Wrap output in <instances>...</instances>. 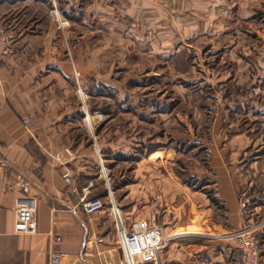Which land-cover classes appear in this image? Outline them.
<instances>
[{"label":"crops","instance_id":"obj_1","mask_svg":"<svg viewBox=\"0 0 264 264\" xmlns=\"http://www.w3.org/2000/svg\"><path fill=\"white\" fill-rule=\"evenodd\" d=\"M58 2L63 15H78L68 21L70 43H63L61 53L55 51L52 0H0V23L14 37L9 51L0 52V264H49L52 254L58 264H102L104 253L112 264H123L110 214L87 215L79 206L81 189L90 181L89 197L104 199L106 179L114 184L115 173L142 176L144 196L152 185L161 189L169 177L175 196L160 198L159 206L167 205L176 224L183 218L210 220L218 207L227 225L222 234L194 236L189 244L177 234H169L176 240L167 238L160 226L161 234L151 237L161 245L146 249L145 264H236L232 240L245 223L264 264V202L254 201L248 216L237 203L256 182L264 188V58L256 49L264 46L258 35L264 29V0ZM232 21L252 36L255 46L242 49L251 48L253 59L236 52L239 41L229 38ZM131 53L142 59L146 80L174 79L179 104L172 109L166 99L145 92L126 95L125 88L134 91L151 86L150 81L145 86L130 76L133 87L114 84V63ZM221 61L227 64L218 70L215 63ZM249 61H254L253 71L247 70ZM70 62L82 75L81 95L99 92L90 106L79 93L56 90L60 73L55 67L65 73ZM124 71L121 67L117 73ZM197 80L209 85V98L223 85L226 94L215 112L194 101L189 84ZM104 99L107 105L101 106ZM113 113L126 117L114 130L113 119L105 120ZM135 117L144 128L158 130L134 136ZM107 124L111 129L105 130ZM182 144L193 149H180ZM198 148L205 159L196 154ZM160 160L168 161V176L152 180L151 163ZM181 160L190 161V167H182ZM146 215L139 220L152 224Z\"/></svg>","mask_w":264,"mask_h":264},{"label":"rangeland","instance_id":"obj_2","mask_svg":"<svg viewBox=\"0 0 264 264\" xmlns=\"http://www.w3.org/2000/svg\"><path fill=\"white\" fill-rule=\"evenodd\" d=\"M55 1H56V5L58 7L59 2H58V0H55ZM83 3L85 4V2H83ZM60 14H61L60 17H62V19L65 17L64 20L67 22L66 23L67 25H65L64 29L61 31L57 28L58 24L54 20V27H53L54 38H55L54 41H55V45L57 44V46L55 47V51L59 52V53H61V49L63 48V46H62L63 43H65V45H66V41L68 42V44L70 43L69 37L67 34V30L69 28V26H68L69 19L73 18L75 20H78V18H77L78 15H76V14L72 13L70 16L63 15L61 12H60ZM255 17H257V16L255 15ZM239 26H241V25H239ZM71 31H72V33H78L79 32L78 30H75L74 28H72ZM52 33H53V31H52ZM248 34L246 35L243 32H240V30H237V28L235 29V24L232 21V31L229 32V38L231 40H238L239 41L238 48L236 47V49H235L236 52L239 51L242 54H244L246 56V58L251 59V57H252V59H253V54L251 52H249V50H250L254 53V51L251 48L247 47V48L242 49V46L244 44L250 46L253 43H255L253 40H250L252 38V36L250 37V35H248ZM258 35H260L263 38V43H264V29L262 32H259ZM240 41H241V44H240ZM257 41L259 44H261L260 40H257ZM70 49L73 50L72 47H70ZM256 49L260 52V55L264 58V46L261 48V46L256 45ZM67 53L68 52L66 51V54ZM133 55H136V53H131L129 55L130 57L128 59H125L124 62L114 63V71H113L114 72V84H116L117 86L124 84L125 87H127V86L133 87V85H134L132 83L133 82L132 78H133L134 82L135 81L137 83L142 82V84H144L146 86L147 84H149L148 81H150V82H152L151 86H147L144 88H142L143 86H140L139 88H138V86L137 87L135 86L134 91H131V89L127 91V88H125L126 95L131 94V93H129V91L133 92L135 95L145 92L146 94H148L154 98H156L158 96L162 99H166L171 105H173V106H170V108H172V109H173L174 105L179 104L181 102V98L176 93V90L174 87V83H176V82L174 81V79H168L167 80L164 77L161 79H151L150 78L151 80H146L148 78L145 77L144 74L142 73L143 66H144L143 62H141L142 59L139 58V60H140L139 61L138 60L139 56H135L133 58ZM190 56H191V54H190ZM67 57L70 60L69 54L67 55ZM215 57L218 58L217 55H215L214 58ZM189 60H191V59L187 58V62L192 63V61H189ZM262 60H263L262 64L264 65V59H262ZM114 61H117L116 58L114 59ZM253 62L254 61H251V62L249 61L247 70H249V71L254 70ZM190 63H188V64H190ZM224 63L227 64V61H225V62L221 61L219 64L215 63L216 66L220 65L219 67L215 66V68L218 70L222 69L223 66H225ZM56 65H58V64L55 63L54 66H56ZM74 65H75V68H73L72 62H70V64L67 65L68 67L65 69V73L62 70H60L57 66L55 67L56 71L60 73L59 77H57V79H56V88H57L56 90H57L59 95H62L64 90H65L66 93L72 92V94H74V96H76L79 93V95L81 97V90L79 89V83L81 85L82 75H80V73H79L78 66L76 64H74ZM203 65L205 66V62ZM121 67L125 68V71L121 72V73H117L118 68H121ZM162 72H165V71H162ZM130 76H132L131 80H130ZM202 81L204 82L205 80H202ZM197 82H198V80L192 84H189L190 85L189 87L192 90V93L194 94V99L196 98L194 101L196 103H199L200 105H202L201 109H203L205 112H215L217 110L216 108H217L218 104L223 102L224 95L226 94L224 92L225 89L222 87L223 85L220 84V86H219L220 90H216L215 92L212 91V94L210 96L211 98H209V95L211 92L208 90L209 85L205 84L207 82L204 83L205 85H200L201 83L198 84ZM185 83L186 82H183V84H185ZM135 85H137V84H135ZM202 86H205V87H202ZM215 88H218V87L215 86ZM90 90H91V88H90ZM92 94H94V93L92 92ZM89 95H90V92H88L87 94L84 95L87 100H90ZM74 98H76V97H74ZM136 100H137V98H134V102H136ZM151 100H153V99H151ZM96 102H99L98 99L96 100ZM86 103H87V106L91 105V102L90 103L86 102ZM106 105H107L106 101L103 100V102L101 103V106H106ZM110 118L113 119L112 130H114V127L119 124L118 122L122 121V123H124V120H126L125 116H123V117L115 116L114 117V113L112 116L105 117V120H107V119L109 120ZM114 118L115 119L117 118L118 121H116V120L114 121ZM135 118H136L135 126H137V127L135 130L134 136H136L137 134H142V132H144V130L149 131V129H150L151 133L149 132V134L155 133V130H158V128L151 129L148 126V124H146V123H145L146 127L144 128L141 125V122L138 120V118L137 117H135ZM90 120H92V119H90ZM90 122L91 121H89L88 124ZM114 122H117V123H114ZM244 122L246 123V121H244ZM109 124L105 125V130H108L110 128ZM119 130H120V128H119ZM93 133H95V131H93ZM183 148L184 149L188 148V151L193 149L192 146L186 147V144L180 145V149H183ZM196 150H197L196 151L197 155L202 156L204 159L206 158L204 150L202 151L200 148H198ZM150 162H153V161L151 160ZM181 162H182L181 165L183 164V166L185 168L190 167V161L181 160ZM172 165L173 164H171L170 166H172ZM168 166H169L168 161H164V160L163 161H161V160L155 161L154 163H151V167H150L152 169L151 179L152 180L153 179L159 180L160 178H162V180H165V177L168 175H166L164 173V170L167 171ZM121 175H122L121 173H119V175H118V173H115L114 184L112 183V180L109 178L112 196H113V199L115 201L116 209L120 215V218L122 220L124 228L128 231L132 230L131 227L136 229V230H132V231H134L135 234H137L138 242H139L141 248L143 249V251H142L143 254H145L144 258L147 260H148L149 255H146V249L151 248L153 246L156 247V246L161 245L160 241H157L156 238L151 237V234L153 236H156V234H161L160 226L164 227V229L168 231L167 232V235H168L167 238L175 239V237L171 238V235H169V234H177L176 239L179 238V241H181V243H185V244H189V241L190 240L192 241V237L194 238V236H196V237H203L205 235L211 236L212 235L211 233H213V231H215L216 233L222 234V229L227 227L226 223L222 219L221 210H219L218 207H214L213 215H212L210 220L208 218L204 217V219L202 218V219H200V221L191 223L189 220H185V218H183L184 222H179L178 224H176V221L173 220L170 217V215H168V213H166L167 212L166 210H169V208H167V205H163L164 204L163 203L162 204L163 206H159L160 205L159 204L160 198H163V199L169 198L171 200V198L175 196V194H174L175 191L173 189L174 187H173V184L170 183L169 177H168V181L162 185L161 189L158 188V185H154V186L152 185L151 189L149 191L145 192L146 194L144 196V190L142 189V180H141L142 176L136 175V174L134 175V174H130V173L123 174L122 175L123 177H121ZM262 178L263 177H261L260 175H256L254 177V179L259 180V181H261ZM182 179L185 180L184 176L182 177ZM190 182H191L190 180H187L186 183L190 184ZM191 186H192L191 188L196 189L197 183L195 185L191 184ZM103 200H104V202H107L106 197ZM240 201L246 202L245 207L242 210L243 211L242 213L246 212L245 215L248 216L249 213H247V211H249V208L251 207V205L253 204L254 201L264 202V188H262V185H260L259 182H256L253 186L248 187V190L245 192V194L243 193L240 196H238V202H240ZM148 202L151 203V206H149V207L146 206V208H145L144 206L147 205ZM163 202H164V200H163ZM186 209L184 207V210H182V214L186 213ZM104 212L105 213H101V214H104L103 216H107L108 214H110V213H108L109 210H108L107 205H106V208L104 209ZM142 213H144L143 216H145V214H147L146 215L147 218L153 221V222H151L152 224L144 222L143 220H141V221L139 220L141 218H144L142 216ZM194 213H195L194 210L189 209L188 214L195 215ZM108 216L111 219V222H112L111 227H113V230H114V222L112 220V217H111V215H108ZM207 219H208V221H207ZM214 224L216 226H214ZM244 225L248 226L247 223H245ZM169 230H170V232H169ZM231 260L235 263V260H233V259H231Z\"/></svg>","mask_w":264,"mask_h":264},{"label":"built area","instance_id":"obj_3","mask_svg":"<svg viewBox=\"0 0 264 264\" xmlns=\"http://www.w3.org/2000/svg\"><path fill=\"white\" fill-rule=\"evenodd\" d=\"M52 14L54 20L57 22V28L63 30L66 21L62 19L58 10L56 2L52 0ZM13 34L9 31L5 24L0 23V52L7 53L9 51V45L13 41ZM82 101L83 95H81ZM87 115L84 116L86 118ZM65 153L69 154V150L65 149ZM58 162L64 163V157L61 154L56 155ZM106 175H104V178ZM64 182L67 184L70 182V176L68 173L64 174ZM106 198L107 202H104L102 197L91 196L89 197L90 189L93 187V182H88L82 189V196L79 200V206L87 215H93L104 211L106 205L108 206L109 213L114 222V233L116 240V247L119 250L121 260L123 264H145L143 249L141 248L137 234L134 231H128L124 228L122 220L116 209V204L112 196V192L109 183L106 179ZM246 202H238V206L241 210L244 209ZM30 231V230H29ZM233 255L232 259L236 264H262V249L254 242L252 237V229L249 226H244L241 231L233 236ZM102 264H112V261L108 253L102 254ZM49 264H58L57 256L52 254Z\"/></svg>","mask_w":264,"mask_h":264},{"label":"trees","instance_id":"obj_4","mask_svg":"<svg viewBox=\"0 0 264 264\" xmlns=\"http://www.w3.org/2000/svg\"><path fill=\"white\" fill-rule=\"evenodd\" d=\"M96 92H97V93H96L95 96H98V95H99L98 90H96ZM95 96L92 97V94H90V95H89V97H90L89 99H94ZM104 100H105V99H104ZM86 101H87V99H86ZM91 101H92V100H90V102H91ZM179 162H180V165H181L182 162H181V161H179ZM182 167H184L183 164H182ZM185 182H187V181H185Z\"/></svg>","mask_w":264,"mask_h":264},{"label":"bare ground","instance_id":"obj_5","mask_svg":"<svg viewBox=\"0 0 264 264\" xmlns=\"http://www.w3.org/2000/svg\"><path fill=\"white\" fill-rule=\"evenodd\" d=\"M57 159V158H56ZM58 161V160H57Z\"/></svg>","mask_w":264,"mask_h":264}]
</instances>
